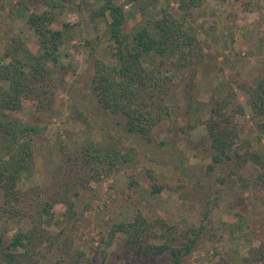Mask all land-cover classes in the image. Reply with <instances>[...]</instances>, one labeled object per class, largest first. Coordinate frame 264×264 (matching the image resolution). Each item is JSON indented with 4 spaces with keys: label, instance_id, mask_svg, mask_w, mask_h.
<instances>
[{
    "label": "trees",
    "instance_id": "obj_1",
    "mask_svg": "<svg viewBox=\"0 0 264 264\" xmlns=\"http://www.w3.org/2000/svg\"><path fill=\"white\" fill-rule=\"evenodd\" d=\"M38 3L41 9L30 11L26 18L29 36H6L0 56V264H81L86 261L85 253L75 247L71 239L75 226V198L79 192L73 195L55 192L42 200L37 199L29 208L28 199L35 191L22 190L19 186L22 174L33 170L35 164L32 135H41L44 127L24 122L15 112L26 105L32 106L37 113L51 110L56 99L55 90L64 84L63 74L72 67L59 58L69 23L62 22L59 29L52 27L63 21L65 4L62 0H38ZM200 4L201 0H179L176 12L162 8L131 33L123 27L127 20L123 3L103 0L91 7L89 21L96 29L99 24L104 25L111 60L96 59L94 51L99 38H85V44L91 48L89 57L94 59L88 88L103 109L118 117L116 123L122 124L124 130L115 132L103 127L100 128L101 138L93 140L91 134L95 127L77 112L86 125L83 138L78 149L65 155L70 167L82 171L80 182L84 187L90 179L100 180L113 171L134 168L140 156L153 158L144 146L154 140L152 129L159 122L172 121L169 96L176 73L203 61L202 41L190 22L192 8ZM240 86L253 115L259 118L257 127L264 133V60L261 75L252 84ZM229 97L215 100L209 106V115L204 119L209 145L201 148L200 156H194L202 159V167L196 170L193 165L184 172L187 178H178L182 182L191 178L193 181L188 180V183L196 182L205 190V206L218 197V191L212 192L216 188L214 179L222 182L227 175L242 180L241 170L247 161L264 167V155L250 149L240 153L235 147L238 134L233 114L241 109L240 105H235L231 112L227 111L231 104ZM180 128L184 131L182 126ZM60 144L62 147L61 141ZM171 148L174 147L168 150ZM162 157L169 158L178 167L188 168L175 156L172 159L165 153ZM135 174L148 177L151 194L165 188L149 167L138 168ZM206 175L212 181L209 185L204 181ZM130 178V185H138L134 175ZM256 182L264 186V171L257 174ZM178 186L187 189L185 183ZM59 201L65 208L55 214L53 205ZM210 213L211 209L204 211L196 224L184 219L148 220L137 210L131 219L113 223L106 237L102 234L99 239L106 247L114 246L111 254L118 264H181L201 238L214 230L213 226L207 227V222H211ZM20 217L26 218L27 225L16 227L6 235L9 220ZM231 217L219 223L218 228L222 232L228 230L230 238L236 239L242 236L241 233L234 235V231L241 228V222L230 221ZM261 225L258 231H262ZM257 230L252 231L254 238H260ZM225 261L223 258L217 264ZM254 261L264 264L263 245L249 248L247 255L239 257L240 264Z\"/></svg>",
    "mask_w": 264,
    "mask_h": 264
},
{
    "label": "rangeland",
    "instance_id": "obj_2",
    "mask_svg": "<svg viewBox=\"0 0 264 264\" xmlns=\"http://www.w3.org/2000/svg\"><path fill=\"white\" fill-rule=\"evenodd\" d=\"M115 1L124 4L127 20L123 27L127 33L146 24L160 9L176 12L179 5V0ZM62 2L65 4L63 21L54 23L52 27L59 29L62 22L69 23L67 30L65 28V40L59 58L62 63L71 64L73 68L69 67L63 74L64 84L55 90L56 99L51 110L42 114L26 105L15 112L24 122L44 127L41 135H32L35 164L33 170L22 174L19 183L22 190L35 191L28 199V207L37 199L42 200L55 192L70 195L79 192L75 198V226L71 230V239L74 246L85 253L86 261L81 264H118L111 254L114 246L111 244L106 247L99 237L102 234L106 237L113 223L131 219L137 210L148 220L184 219L197 224L204 211L211 209V222H205L207 227L213 226L214 230L201 238L192 254L181 264H217L223 258L226 261L222 264H240L239 257L247 255L249 248L264 246V186L256 182L257 174L264 171V167L247 161L241 170L242 180L227 175L222 182L214 179L216 188L212 192L215 194L218 191V197L207 206L204 189L196 182L188 183V180L193 181L191 178L184 182L178 179L179 176L187 178L184 172L192 169L193 165L196 170L202 167V159L198 157L199 161L194 156H200L201 148L209 145L204 119L209 115L211 103L221 101L228 95L231 96L227 98L231 104L227 111L231 112L235 105H240L241 109L230 113L233 114L238 134L235 147L240 153L250 149L264 155V133L257 127L259 118L253 115L240 86L252 84L262 73L264 0H201L200 6L192 8L190 22L201 38L203 61L176 73L172 95L169 96L172 101V121L159 122L152 129L154 140L144 146V150L153 158L140 156L134 168L113 171L100 180L90 179L85 182V187L80 182L82 171L70 167L65 155L78 149L83 138L86 125L77 112L95 127L91 134L93 140L101 138L100 128L115 132L124 128L122 124L121 127L116 123L119 120L117 116L101 107L88 88L94 59L89 57L91 48L85 44V38H99L95 44L96 59L105 62L111 60L104 25L101 23L96 29L88 17L91 7L103 0ZM41 7L38 0H0V56L8 38L6 36H29L27 15ZM161 140L164 143L161 144ZM137 145L139 147L140 144ZM170 147L174 148L169 151ZM165 153L172 159L177 157V161H182L189 169L178 167L169 158L164 160L162 155ZM141 167L153 169L157 181L164 183L165 188L160 193H150L147 176L136 177L135 172ZM131 175H134L138 185H130ZM204 181L209 185L210 176L206 175ZM184 183L187 189L179 188L178 184ZM64 208L60 201L53 205L55 214ZM230 216H233L230 221L241 222L242 230L234 231V235L242 234L239 238L231 239L228 230L222 232L218 228V224ZM26 221L24 217L9 220L6 235H10L16 227H25ZM260 224L263 226L262 231L257 230ZM254 230L258 231L260 238L253 237Z\"/></svg>",
    "mask_w": 264,
    "mask_h": 264
}]
</instances>
